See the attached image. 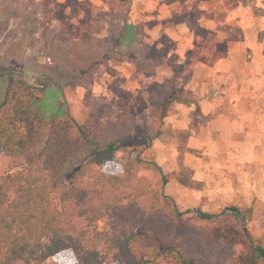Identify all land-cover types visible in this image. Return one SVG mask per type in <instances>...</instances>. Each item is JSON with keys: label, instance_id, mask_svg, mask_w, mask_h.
<instances>
[{"label": "rangeland", "instance_id": "374dc122", "mask_svg": "<svg viewBox=\"0 0 264 264\" xmlns=\"http://www.w3.org/2000/svg\"><path fill=\"white\" fill-rule=\"evenodd\" d=\"M263 10L264 0H0V49L31 83L42 65L78 73L67 91L74 115L96 110L107 134L150 123L155 83L172 80L180 100L151 125L160 127L156 176L170 177L165 192L180 210L239 207L256 236L264 232ZM124 164L121 156L106 168ZM41 264L78 261L66 250Z\"/></svg>", "mask_w": 264, "mask_h": 264}, {"label": "trees", "instance_id": "16d2710c", "mask_svg": "<svg viewBox=\"0 0 264 264\" xmlns=\"http://www.w3.org/2000/svg\"><path fill=\"white\" fill-rule=\"evenodd\" d=\"M8 59L0 49V264H41L66 250L78 264H264V232L251 235L242 209L182 211L165 192L170 177L156 176L160 127L151 125L180 100L172 80L155 83L151 124L114 135L96 110L74 115L67 91L78 73L42 65L31 83ZM93 63L79 74L107 61ZM121 156L124 166L108 171Z\"/></svg>", "mask_w": 264, "mask_h": 264}]
</instances>
